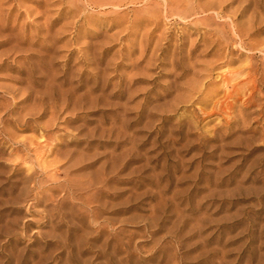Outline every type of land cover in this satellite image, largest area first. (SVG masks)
<instances>
[{
  "label": "rangeland",
  "instance_id": "1",
  "mask_svg": "<svg viewBox=\"0 0 264 264\" xmlns=\"http://www.w3.org/2000/svg\"><path fill=\"white\" fill-rule=\"evenodd\" d=\"M106 1L0 0V264H264V0Z\"/></svg>",
  "mask_w": 264,
  "mask_h": 264
},
{
  "label": "bare ground",
  "instance_id": "2",
  "mask_svg": "<svg viewBox=\"0 0 264 264\" xmlns=\"http://www.w3.org/2000/svg\"><path fill=\"white\" fill-rule=\"evenodd\" d=\"M101 1V0H100ZM108 1V0H107ZM106 1V2H107ZM125 1V0H124ZM183 0H165V4H166V16H183V17H187V16H190V14L192 13L191 11H192V9H194V7L192 8V9H189L188 8V6L186 5V6H184V7H182V3H184V2H182ZM186 1V0H185ZM188 1V0H187ZM113 2V1H112ZM188 2H190V1H188ZM187 2V3H188ZM192 2V1H191ZM196 2V1H195ZM104 3V2H103ZM107 3H110L109 1L107 2ZM114 3V2H113ZM121 3V2H120ZM174 3H175V7L173 6L174 5ZM186 3V2H185ZM102 4V3H101ZM194 4H196V3H194ZM124 5V4H123ZM177 5V6H176ZM163 6V5H162ZM194 6V5H193ZM197 7V6H196ZM195 7V8H196ZM182 8V9H181ZM197 9V8H196ZM202 12L204 11V9L203 10H201ZM200 14V13H199ZM213 16V15H212ZM205 17H207V16H205ZM211 18V17H210ZM213 18V17H212ZM225 20V19H224ZM224 25V24H223ZM231 26V25H230ZM224 28H225V26H224ZM224 28H222L224 31H225V29ZM232 28H233V32H236L237 34L238 33H240V29H239V27L237 26V24L235 25V24H233L232 25ZM217 35V34H216ZM240 36V35H239ZM232 38V37H231ZM234 38V37H233ZM237 38V37H236ZM218 40V39H217ZM241 41H243V40H241ZM240 41V42H241ZM231 42V41H230ZM248 43V42H247ZM227 44V43H226ZM248 50H244V52H247ZM249 58H251V57H249ZM252 60V59H251ZM263 61V60H262ZM251 63V62H250ZM258 66V65H257ZM247 69H249L248 70V75H246V76H252V74H253V66L252 65H249L248 66V68ZM225 70V69H224ZM231 70V69H230ZM241 71V70H240ZM255 71H256V69H255ZM225 74V73H224ZM247 74V73H246ZM234 75H228V74H226V75H224V78H222L223 79V82H224V85H226V84H228V83H230L231 82V80H233L234 78ZM244 80H245V78H244ZM243 80V81H244ZM197 84V83H196ZM213 84H215V83H213ZM203 85H205V83L203 84ZM238 85V84H237ZM248 85V84H247ZM227 86V85H226ZM235 86V85H234ZM249 86V85H248ZM228 88V87H227ZM197 91H198V93H206V95H205V97H209V96H211V95H213V89H210L209 91H207V92H205V88H203V87H200L199 89L197 88ZM232 92V91H231ZM252 94V93H251ZM199 95H201V94H199ZM198 96V95H197ZM224 96V95H223ZM230 97V96H229ZM210 98H212V97H210ZM218 98V97H217ZM225 98V97H224ZM215 99V98H214ZM196 100L197 101H199V102H202V103H204L203 101V98H200L199 96L196 98ZM189 101V100H188ZM193 101H194V99H193ZM219 101V100H218ZM196 102V101H195ZM206 103V102H205ZM199 106V105H198ZM226 109V108H225ZM37 150V149H36ZM71 153V152H70ZM67 157H69V156H67ZM62 167V166H61ZM70 168V167H69ZM60 168H58L57 170H56V172H55V174H57L58 176H57V178H55V179H53V183H54V185H55V187H62V190H65V191H67L68 193H70L71 195H73L72 193H73V188L71 187V185H70V181L71 180H69V177H68V173H65V176L63 177V179H61V175H60ZM45 170H43L42 172L43 173H46V172H44ZM67 172V171H66ZM69 172V171H68ZM52 174V173H51ZM53 175V174H52ZM30 176H32V175H30ZM29 176V177H30ZM28 177V176H27ZM106 177V176H105ZM52 184V183H51ZM39 187V186H38ZM60 190V189H59ZM62 195V194H61ZM12 200V199H11ZM15 201V200H14Z\"/></svg>",
  "mask_w": 264,
  "mask_h": 264
}]
</instances>
